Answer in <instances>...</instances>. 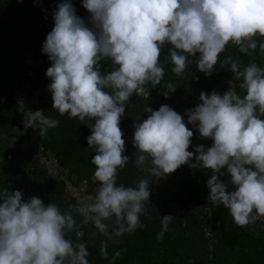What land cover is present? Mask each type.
<instances>
[{"label": "clouds", "instance_id": "9594fccd", "mask_svg": "<svg viewBox=\"0 0 264 264\" xmlns=\"http://www.w3.org/2000/svg\"><path fill=\"white\" fill-rule=\"evenodd\" d=\"M82 6L91 14V27L69 0L57 5L54 27L42 45L51 61L45 75L53 109L81 122L94 121L86 140L96 153L91 163L98 188L92 202L79 211L99 233L119 237L144 226L148 176L170 175L194 156L187 150L193 131L183 117L168 105L145 107L150 114L135 124L133 143L138 149L135 165L143 166L148 176L134 187L118 185V170L129 161L119 126L126 102L134 94L148 99L147 85L160 84L165 69L159 58L166 44L171 46V70L178 77L193 56H198L197 69L210 75L229 43L244 54L257 47L264 53V40L258 44L256 39L264 38V0H82ZM101 60L112 63L107 73L100 70ZM225 65L242 81L239 88L245 94L232 88L222 95L202 91V103L187 110L188 123L200 137L212 140L206 150L195 147L190 167L211 170L208 199L227 208L242 228L264 216V67L254 62L242 67L231 56L220 63ZM175 88L167 85L169 91ZM19 110L25 128H38L40 135L59 124L43 110H26L22 102ZM222 170L233 190L220 179ZM0 201V264H89L86 246L66 238L77 227L70 212L35 196L25 201L20 190L0 189ZM113 217L116 227L110 234L104 221ZM172 219L163 216L162 228ZM162 237L163 231L158 234ZM101 254L106 256L105 244Z\"/></svg>", "mask_w": 264, "mask_h": 264}, {"label": "rangeland", "instance_id": "374dc122", "mask_svg": "<svg viewBox=\"0 0 264 264\" xmlns=\"http://www.w3.org/2000/svg\"><path fill=\"white\" fill-rule=\"evenodd\" d=\"M1 1L8 2L10 0ZM35 1L42 6L45 16L51 14L57 5L63 2V0ZM69 2L78 3L76 0H69ZM164 47L169 49L171 46L166 44ZM189 58L193 62L198 56ZM166 60L170 62L169 56ZM210 84L211 90L221 95L229 88L234 89L235 87L234 83L223 76L215 77ZM165 92H167V96L164 95ZM149 93V98L146 100L134 94L126 102L125 113L120 118L119 126L123 132L122 139L125 141L124 155L129 157V161L123 169L118 170V185L134 187L140 179L148 176V173L141 170L143 166L135 165L138 149L134 146L133 134L135 124L146 119L150 114L145 112L144 108H151V104L156 100L150 91ZM159 97L162 103L165 102L180 114L186 127L193 131L191 145L187 150L192 151L194 156L189 163L180 166L170 175L160 178L148 176L150 197L149 201L145 202L146 212L141 215V223L144 226H153L154 237H158V234L163 231V237L158 239L175 240L177 243L174 247L182 255L194 254L207 259L211 258L220 249L217 246V237L214 231V228L218 226L219 218L224 219L225 224L229 227L237 229L247 250L251 249L255 254L258 248L264 250V216H256L252 223L242 228L238 227L233 222L227 208L223 205H214L208 199L209 189L206 182L212 175L211 170L202 169L199 166L190 167L191 163H195V147L203 145L206 150L212 145V140L200 137L198 129L188 123L178 106L169 103L167 90L161 89ZM21 102L26 110L33 111L39 106L45 113L50 104L47 86H44L43 83L34 86L21 82L15 78L13 70L0 71V114H6L14 122L15 120L20 122L19 129L5 132V134L9 133L8 138L3 137L0 132V189L20 190L25 201L35 196L40 198L45 205L52 202L58 205L61 212H70L77 227L68 232L66 238L71 239L74 245L84 244L88 247L98 240L115 239V235L109 237L99 233L88 215L79 211L92 202L98 188V182L92 180L94 171L87 168L83 162H75L73 157L77 154V145L83 144L89 148L87 149L88 153L96 154L95 150L88 146L86 140V137L91 134L88 125L94 121L81 122L78 118L69 119L72 123L59 129L58 137L63 147L54 154L42 148L41 138L44 133L40 135L38 128H25L24 113L19 110ZM222 172L223 175L220 176V179L228 183L229 190H233L226 170H222ZM193 173H199L202 176L197 185L202 191L204 200L201 203L190 199L187 211H182L179 199L184 197L187 192L186 190L181 192L178 183L188 180ZM194 184L196 185V183ZM194 184L192 183V186H195ZM165 215L173 216L167 229L162 228V217ZM113 221L114 217L104 221L109 225L110 234L116 227ZM131 234L132 232H126L119 238L125 235L131 237ZM262 256H264V252Z\"/></svg>", "mask_w": 264, "mask_h": 264}, {"label": "trees", "instance_id": "16d2710c", "mask_svg": "<svg viewBox=\"0 0 264 264\" xmlns=\"http://www.w3.org/2000/svg\"><path fill=\"white\" fill-rule=\"evenodd\" d=\"M77 4L71 2L75 8L76 15L79 16L87 26L91 27L90 13L82 6V0ZM42 6L35 0H10L4 2L0 0V71H15V78L21 82L30 85H39L41 83L47 86L50 79L45 75L46 69L51 65L47 54L42 52V45L47 34L54 27L53 13L45 16ZM257 42L264 38L257 37ZM169 56L168 48L163 47L160 55V63L165 69V75L159 85H147L152 96L155 97L151 104L152 110H157L162 103L159 93L161 89H165L169 94V103L178 106L179 111L187 119V110L194 109L200 100V93L203 91L206 95L211 92V80L217 76H223L234 83V90L243 97L244 90L239 88L242 82L236 79L228 65L220 66V63L229 56L238 60L241 66L249 63H256L260 67H264V53H261L259 47L250 54H244L239 49L229 43L224 52L219 56V61L214 67V71L210 75L199 71L196 62H191L185 69L182 76H176L172 72L173 65L166 59ZM110 60L100 61V70L107 73L112 69ZM175 86V91H169L167 85ZM49 92V90H48ZM50 104L45 111V115L51 119H56L59 124L55 128H50L41 138L42 148L56 154L57 150L62 149L59 135V129L64 125L71 124V118L67 114L61 116L52 108L51 93L49 92ZM36 110H43L36 107ZM6 114H0V132L3 137L8 138L9 131L19 129L20 122H15ZM12 134V132H11ZM87 145H77L76 152L73 157L75 162L84 163V165L95 171V166L91 163L93 154L88 153ZM66 165L69 163L64 162ZM202 179L201 174L193 173L188 180L178 183L181 192L187 194L179 199L182 211H187L190 199L203 202L202 191L197 182ZM192 183H196L192 186ZM218 226L214 228L216 233V243L220 248L209 259L199 255H182L175 247V240L158 239L154 237L155 230L153 226H143L142 228L132 231L131 237L126 235L122 238L115 237L110 241L98 240L90 246L86 247L88 251L87 260L89 264H264V250L257 249L256 254L253 250H247L245 243L237 229L231 228L225 224L224 219L217 220ZM102 244L106 245V256L101 254ZM119 253V255H117Z\"/></svg>", "mask_w": 264, "mask_h": 264}]
</instances>
